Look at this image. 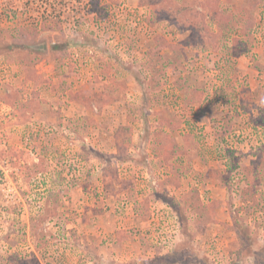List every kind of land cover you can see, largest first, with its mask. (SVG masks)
I'll list each match as a JSON object with an SVG mask.
<instances>
[{"label": "rangeland", "instance_id": "obj_1", "mask_svg": "<svg viewBox=\"0 0 264 264\" xmlns=\"http://www.w3.org/2000/svg\"><path fill=\"white\" fill-rule=\"evenodd\" d=\"M0 67V264H264V0H0Z\"/></svg>", "mask_w": 264, "mask_h": 264}, {"label": "trees", "instance_id": "obj_2", "mask_svg": "<svg viewBox=\"0 0 264 264\" xmlns=\"http://www.w3.org/2000/svg\"><path fill=\"white\" fill-rule=\"evenodd\" d=\"M244 186H245V188L243 189V192H242L241 198H245L246 203H249V200H251V199H249V197L245 196V193H247L246 191H248V190H246L247 187H251V188H252V186H251L250 183H244ZM252 190H253V189H252ZM234 224H235V222H234ZM194 227H195V229H196L197 231H199L200 233H202L203 230H204V226H203V224H201V222H200V223H196V225H195Z\"/></svg>", "mask_w": 264, "mask_h": 264}, {"label": "crops", "instance_id": "obj_3", "mask_svg": "<svg viewBox=\"0 0 264 264\" xmlns=\"http://www.w3.org/2000/svg\"><path fill=\"white\" fill-rule=\"evenodd\" d=\"M156 199V201H159L161 204H159V203H156V204H159V208H162V207H166V205L167 206H169V208H170V206H171V204L169 203V199H167V200H165L162 196H160V197H158V198H155ZM137 210H134L133 211V215H134V217L136 216L137 217Z\"/></svg>", "mask_w": 264, "mask_h": 264}, {"label": "built area", "instance_id": "obj_4", "mask_svg": "<svg viewBox=\"0 0 264 264\" xmlns=\"http://www.w3.org/2000/svg\"><path fill=\"white\" fill-rule=\"evenodd\" d=\"M4 68H2V67H0V77H3V75H4ZM1 81V80H0Z\"/></svg>", "mask_w": 264, "mask_h": 264}, {"label": "water", "instance_id": "obj_5", "mask_svg": "<svg viewBox=\"0 0 264 264\" xmlns=\"http://www.w3.org/2000/svg\"><path fill=\"white\" fill-rule=\"evenodd\" d=\"M37 48H38V49H42V50H44V49H45V47H44L43 45H41V46H38Z\"/></svg>", "mask_w": 264, "mask_h": 264}]
</instances>
